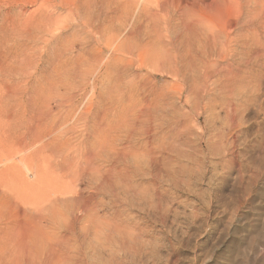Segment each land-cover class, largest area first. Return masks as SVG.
<instances>
[{
	"label": "bare ground",
	"instance_id": "obj_1",
	"mask_svg": "<svg viewBox=\"0 0 264 264\" xmlns=\"http://www.w3.org/2000/svg\"><path fill=\"white\" fill-rule=\"evenodd\" d=\"M92 1L95 2V0H36L38 4L42 3L40 10L44 7L43 12L46 14L41 29L40 53L45 55L40 57V63L46 58L45 63L48 65L49 73L46 72L45 79L50 81L49 85L64 87L77 81L84 85L89 95L95 96L98 92V98L102 97L101 89L106 85L113 98L112 103L119 112H116V117L110 119L109 112H104L103 119L107 120L108 125L103 130L109 133L113 128L118 127L124 131V135L120 137L118 147L105 146L100 154L88 149L82 158L85 164L80 161L76 165V170L82 178L75 184L61 179L55 180L47 173L26 178L24 183L19 178L21 174L12 171L11 167L0 168V208L4 212L2 218L7 217L0 223V264H27L32 261L37 262V259L47 264L48 261L44 258L50 256L55 261L53 264H87L88 258L104 253L110 244L113 247L118 241L123 244V249L127 252L126 256L129 253V256L134 258L143 257L147 249L145 244L147 240H144L145 235L138 230L140 227L138 225L144 223L134 221L135 224L132 225L129 220L123 221L121 218L129 212L124 213V216L123 210L119 212L115 209L122 204L134 209L139 208L145 213L149 212L151 219L157 218L158 215L160 217L163 214L159 213L165 212L163 203L166 201L163 194L150 195L152 187H156L160 182H167V185L168 183L173 185L176 190H183L185 189L183 186H186L188 181L190 184L195 173L198 174L203 170L196 172L193 168L200 163L197 153H188L185 150L195 147L192 146L194 142L190 141L191 136H195L193 134L195 131L191 127L194 120H189L190 117L184 119L179 114L178 110L181 108H176L178 105L175 103L176 98L177 103L183 102V99L186 102L193 98L199 99L201 107L197 112V118L207 114L210 126L220 119L219 114H216L217 104L220 106V112L225 114L226 124L231 122L234 126L239 124L234 114L238 113L239 107L243 108L244 102L251 100L246 99L249 98V87L252 84L248 83L247 76H249V68L258 63L262 56L247 58L254 52L252 50L256 46L255 39L252 40V44L248 40L247 32L250 29L247 27L252 28L253 25H258V29L260 26L264 27V0H113V3L118 1L136 3L133 15L139 10L140 15L142 14L139 25L143 27L131 31L127 29L128 22L131 23L130 18L126 17L125 23H122V18L118 15L120 5L117 6L116 15L110 17H107V13L105 15L100 13L96 18L89 17L87 8L85 11L83 8V14L80 13L79 3ZM58 4L69 13V17H74L75 23L54 30L50 26L52 17L49 6L54 8L58 7ZM253 29L251 30L254 33L256 30ZM69 31L72 32V36L67 35ZM71 37L73 41L70 44ZM63 38L66 43L61 42ZM127 40L131 45H128ZM261 43L264 47L263 42ZM121 51L124 58L119 60ZM32 57L30 56L26 62L29 64L27 76L24 74L19 76L20 84L25 81V84H28L29 80H34L35 74L32 69L36 70V66H32L34 65ZM220 63L227 69L221 68ZM151 71L162 78L169 77L172 82L169 84L171 89H178V97L173 98L175 102L169 100L172 102L170 103L167 100L170 99V96L167 97L170 92L165 94L163 91H157L156 86L152 85L151 78L156 75ZM237 86H244L246 90L236 91ZM185 93L187 95L184 98ZM222 94L225 95L223 99L229 98V100L225 102L219 98L221 101L217 102L218 99L216 101L214 97H221ZM67 101V97L55 100L56 107H61L63 110ZM234 122L236 124H233ZM67 135L68 133L65 134ZM228 135L220 132L219 140L224 143L221 149L209 142L206 148L212 156H215L216 152L224 153L223 161L230 165L234 158L230 146L235 137L233 133ZM14 137L20 138L19 140L28 146L31 145L30 137L34 144H37L41 135H36L25 128L21 133L15 131ZM53 137L49 131L43 137L45 140L42 142V148L58 152L56 147L59 142L55 144ZM63 141L68 143L69 139ZM138 154L141 158L133 160V156ZM71 156L64 155L58 161L56 156L46 157L43 162L49 167L53 168L56 165L66 173L75 174V166L70 162ZM50 159L52 161L49 164ZM146 178L153 180L154 183H149L151 180L146 183H143L145 180H142L143 182L140 180ZM140 181L142 183H138ZM21 184L27 188L41 186V197L35 201H24V197L19 192ZM8 200L16 207L5 213V209L8 210L10 206L5 205ZM105 209L115 211L112 218L102 215ZM167 212L168 209L166 214ZM170 213L171 211L167 215ZM134 225L136 227L133 229ZM151 232L154 234L153 231ZM155 234L157 236V233ZM45 245L48 249L43 248ZM109 251L111 253L112 250ZM149 251L151 253L147 251L148 256L151 255L155 260L154 251ZM120 254L119 257L122 256ZM124 258L120 259L121 264ZM93 261L92 263H95ZM110 264L114 263L111 261Z\"/></svg>",
	"mask_w": 264,
	"mask_h": 264
},
{
	"label": "rangeland",
	"instance_id": "obj_2",
	"mask_svg": "<svg viewBox=\"0 0 264 264\" xmlns=\"http://www.w3.org/2000/svg\"><path fill=\"white\" fill-rule=\"evenodd\" d=\"M97 1L99 3H95ZM95 2L79 3L78 7L80 6L81 8L80 13L83 14V8L84 11L87 8L89 17L96 18L100 13L102 15L103 13L104 15L107 13V17H110L116 15L117 6L120 5L118 15L121 16L122 23H125L124 20L126 17H129V21H131V23L128 22V31L134 30L135 28L139 30L143 27V25H139L142 16L139 10L137 9L136 16L135 14L133 15V10L136 9L134 8L136 3H122L121 1L113 3V0H95ZM41 4H38L36 0H0V168L11 167L12 171L21 174L19 178L24 183L26 182V178H33L36 175L39 176L40 174L47 173L49 177L53 176L55 180L61 179L67 183L75 184L82 178L81 174L76 170V165L80 161L85 164L82 160L84 157L83 154L88 149H91L95 154H100L105 146H109V148L118 147L119 139L124 135V131L118 127L113 128L109 133H105L103 130L108 125L107 120L103 119L104 112H109V119L116 117V112H119L112 103L113 98L106 85L101 89L102 97L98 98V92L95 96L89 95L85 87H83L84 85L77 81L62 87L49 85L50 81L45 79L46 72L49 73L47 69L48 65L45 63L47 61L46 58L40 63V57L45 55L43 53L42 56L40 53L42 49L41 29L44 25L46 14L43 12L44 7L40 10V7L43 6ZM58 5V7L56 6L54 8L49 6L52 17L50 26L54 30L64 25H73L75 23L74 17H69V13L60 4ZM253 26L252 28H250L251 26L247 27L250 29L247 32V34L249 33L248 40L252 44V40L255 39L259 42L254 40L256 46L259 45L254 48L258 50L255 51L253 49L252 52L254 51L255 53L249 54L247 58L254 59V56L257 57V55L262 57L258 63H255L253 67L251 66L249 68V76L247 78L248 83H252L250 84L249 91L253 95H250L248 92L249 98L246 99L251 100L247 101V103L244 102L243 108L239 107L240 110L237 112H241L240 114L237 112V114H234L239 124L235 122L233 123L236 124L234 126H232L231 122L226 124L225 114L220 112V106L217 104L216 107L218 110L216 114H219L220 119L213 122L211 127L207 114L197 118V112L201 107L199 99L193 98L189 102L183 99V102L177 103L176 97H178V89H171L169 84L172 82L169 77L162 78L159 74L151 71L152 74L156 75L151 78L152 85L156 86V90L163 91L165 94L170 92L167 96L168 98L170 96V99L167 100L175 102L173 98H176L175 103L178 104L176 108H181L178 110L179 114L184 119H186L185 117H190L189 120H194L191 123V127L195 131L193 133L195 136L192 135V140L190 139V141L195 143L193 145L194 143L191 142L193 143L192 146L195 147L186 148L185 150L188 153H197L196 155L201 165L197 164L193 168H195L196 172L197 170L198 172L203 170L198 174L195 173L196 175L190 180V184L188 181L187 185L183 186L185 187L183 190H176L173 185H169V183L167 185V182H160L156 187H152L151 190L153 192L150 190V195L153 193L158 196L163 194L166 201L163 203L165 212H158L159 214H163L160 217L158 215L157 218L151 219L148 215L149 212L145 213L139 210V208L134 209L133 207L130 208V206L127 207L122 204H119V208L115 209V211L119 210V212L123 210L124 216V213L127 214L129 212L128 215L121 218L123 221L129 220V223L131 222L130 224L132 225L139 221L144 223H138V226H140L138 230L142 231L143 235H145L143 237L144 240L146 239L148 241H145L148 250L146 249L143 257L137 256L134 258L133 256H129V253L126 256L127 252L123 249V244L118 241L113 244L115 248L111 247L110 244L104 253L97 254L93 258L91 257V259L88 258L86 260L87 264H96V262L98 264H106L105 262L107 261V264H110L111 261L114 264H121L120 259L124 257L125 260H122L123 264H142V262L143 264H264V47L261 43L263 42L264 45V31L262 33L264 27L260 26L258 29V25ZM255 26L258 30L255 29ZM251 29L256 30V33H253ZM69 32V34L67 32V35L72 36V32ZM255 35L256 37H254ZM257 36L263 38H258ZM64 38L60 41L66 43ZM69 40L71 44L73 38L71 37ZM127 41L129 45L130 41ZM30 56H33L32 63L34 65L32 66H36V70L32 69L35 74L34 80H29L28 84H25L26 81L20 84L19 76L21 74L26 75L27 66L29 65L26 62ZM123 58V54L119 55V60ZM220 65L221 68L225 67L221 63ZM112 72H114V69ZM227 85L229 86V83ZM244 86H237L235 89L236 91H245ZM241 87L242 89H239ZM253 87L254 89L256 87V89L254 90ZM227 89L229 88L227 87ZM186 95L185 93L184 98ZM224 96V94L221 97L215 96L214 99H218L216 101L220 102ZM63 97H67L68 101L66 107L61 110V107H56L57 103L55 100L58 101V99ZM223 100H229V98ZM127 104L131 103L127 102ZM25 128H28L36 135H41V138H39L40 141L37 144H34V141L30 137L31 145L26 146V144L19 140L20 138L14 137L15 131L21 133L25 131ZM49 131L54 136V143L59 142L56 147L59 150L58 152H51L42 148V142L45 140L43 137ZM220 132H223L226 136H229V133H233L235 137L230 146L231 151L234 153V158L230 162V165L223 161L224 153L220 154L216 152V155L212 156L206 148L208 142L219 147V149L223 147L222 145L224 143L219 140ZM67 133L68 135L65 136ZM67 138L69 139L68 143L63 141ZM62 147H67V151ZM194 148L195 150L193 151ZM196 150H199V153ZM67 154L72 155L70 162L75 166V174L71 172L66 173L56 165L53 168L49 167L48 164L43 162V159L46 157L56 156V161H58ZM139 157V154L137 156L134 155L133 160ZM51 161L50 159L49 164ZM19 178L16 179L20 181ZM140 180H145V182H142L146 183L151 179L146 178ZM141 181L138 183H142ZM152 181L149 183H154ZM40 188L41 186L27 188L21 184L19 186V192L24 197V201H35L42 195ZM85 194L87 195V193ZM107 200L105 198L106 202H108ZM5 205H10L8 210L7 208L5 209V213L12 211L16 207L9 200ZM193 206L195 209H193ZM166 208L168 209L167 214L171 211L169 215L166 214ZM105 210L102 211V215L112 218L111 216L114 215L115 211L113 209L112 212ZM174 211L176 212L175 216H173ZM3 213V210L0 208V223L3 219ZM163 217L165 220L169 218L168 221H165ZM6 218L5 216L3 220H6ZM163 223L167 224L164 225ZM134 227L136 226H132L133 229ZM147 227L151 230H148ZM155 233H157V236H155ZM154 246L157 247L155 248ZM47 247L45 245L43 248L46 249ZM108 249L112 250L111 253ZM149 250L154 251V257L155 255L157 257H155V260L151 255L148 256L147 251L151 253ZM118 254L123 257H119ZM139 257H142V259ZM136 258L139 260L137 261ZM147 258L151 260L149 261ZM44 259L48 261L47 264L50 262V264H53L55 262L51 256ZM90 260H94L93 262L95 263H92V261L90 263ZM40 262L37 259V262L32 261L27 264H40ZM41 263L43 264V262Z\"/></svg>",
	"mask_w": 264,
	"mask_h": 264
}]
</instances>
